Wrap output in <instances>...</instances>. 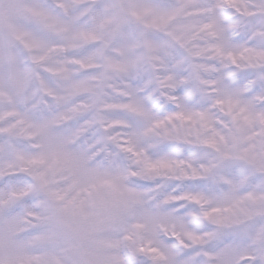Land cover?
<instances>
[{"label": "snow or ice", "instance_id": "1", "mask_svg": "<svg viewBox=\"0 0 264 264\" xmlns=\"http://www.w3.org/2000/svg\"><path fill=\"white\" fill-rule=\"evenodd\" d=\"M0 264H264V0H0Z\"/></svg>", "mask_w": 264, "mask_h": 264}]
</instances>
